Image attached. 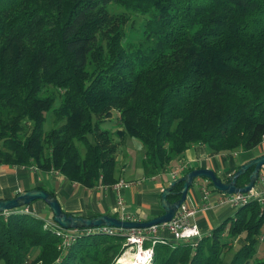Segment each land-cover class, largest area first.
Instances as JSON below:
<instances>
[{
    "label": "trees",
    "instance_id": "obj_1",
    "mask_svg": "<svg viewBox=\"0 0 264 264\" xmlns=\"http://www.w3.org/2000/svg\"><path fill=\"white\" fill-rule=\"evenodd\" d=\"M113 1L143 14L158 40L145 53L115 34L103 64L102 9ZM113 109L119 139L145 146L146 176L195 144L251 152L264 142V0H0V164L115 184L120 141L102 128ZM21 209L0 213V264H116L124 251L126 236L100 230L66 248L58 229ZM263 231L264 200L251 199L195 246L157 242L151 264H264Z\"/></svg>",
    "mask_w": 264,
    "mask_h": 264
},
{
    "label": "crops",
    "instance_id": "obj_2",
    "mask_svg": "<svg viewBox=\"0 0 264 264\" xmlns=\"http://www.w3.org/2000/svg\"><path fill=\"white\" fill-rule=\"evenodd\" d=\"M119 128L117 127L116 131ZM119 137L120 135H118ZM251 152L216 151L206 144H195L187 149L181 158L176 159L167 171L156 176H146L142 167L140 172L139 170L137 172L140 175L134 177L136 175L132 173L131 160L123 161L119 173L117 170L115 171V176L119 180L125 179L133 183L131 188L121 192L124 197V210L118 204V193L113 184L89 188L81 183L72 182L56 170L4 163L0 164V197L12 198L24 190L41 186L47 191L55 193L62 208L68 214L85 217L109 214L118 215L117 217L120 218L129 216L136 220H148L164 213L161 205L162 190L174 180L172 172L180 164L185 163L188 166L180 176L190 170L191 166L193 168L207 167L215 170L219 177L226 180L241 164L264 154V142ZM253 152L256 153L253 154ZM261 178H264V167L261 169L260 181L255 185L256 191L263 193L264 183L261 182ZM195 181L197 190L190 191V188L185 203L189 210L197 208L196 213L190 216L189 221L196 223L203 235H209L213 228L233 216L237 208L231 204L222 203L220 197L223 192L210 185L208 179L198 178ZM29 208L46 220L53 221V213L43 200L33 202ZM160 235L172 240L171 234L167 230H161ZM244 241L242 237L237 239L238 244H243Z\"/></svg>",
    "mask_w": 264,
    "mask_h": 264
},
{
    "label": "water",
    "instance_id": "obj_3",
    "mask_svg": "<svg viewBox=\"0 0 264 264\" xmlns=\"http://www.w3.org/2000/svg\"><path fill=\"white\" fill-rule=\"evenodd\" d=\"M264 167V154L249 159L224 180L217 175L215 170L207 167H194L185 174L174 179L170 185L162 190L161 205L164 213L148 220H128L117 216L102 214L94 217L77 216L64 211L58 198L44 188H32L18 193L12 198L0 199V213L4 214L18 208L30 206L37 200L46 202L52 213L53 221L65 229H91L99 227H115L124 230L147 228L153 225L164 224L173 220L179 208L186 202L190 188L198 178H206L212 181L213 186L226 194L247 193L252 191L260 178L261 169ZM252 168L249 174V181L243 185H238V179ZM183 183L175 201L169 200V195L173 193L174 187ZM119 264V263H118Z\"/></svg>",
    "mask_w": 264,
    "mask_h": 264
},
{
    "label": "rangeland",
    "instance_id": "obj_4",
    "mask_svg": "<svg viewBox=\"0 0 264 264\" xmlns=\"http://www.w3.org/2000/svg\"><path fill=\"white\" fill-rule=\"evenodd\" d=\"M102 12L104 15L105 26L98 38V51H101L103 54V64H106L109 61V57L107 55L105 47L108 45L110 38L112 39L115 34H118L117 39L121 38L120 44L128 50L136 47L145 53H149V49L156 45L158 39L155 35L147 33L145 27V16L143 14L126 9L120 4L119 1H113L109 3L102 9ZM50 90H52V88ZM117 114V111L113 109L110 117L106 118L102 123V128L109 130L111 129L114 132L113 138L120 141L118 150L116 152V170L118 171V173L119 169L121 168V163H123V161L127 162L131 160L130 163L132 164V173H135L134 175L136 176L134 177H138V175L140 174H137V172L138 170L140 172V170L142 169L143 158L145 155V146L139 138L131 135H127L121 139L118 138V134H116L117 124L115 123V121H117V117H115L117 116ZM52 125L53 124L50 120V117H48L45 124L46 129H50ZM255 153L256 152H253V154ZM196 183L197 182L195 181L190 191H193V189L197 190L195 188L197 186ZM237 244L235 245V247H233L232 252L228 254L227 259L232 258L233 254L239 247V245ZM124 246L125 248L122 255L128 252L132 254L137 253V244H131L129 246L125 241ZM35 254L36 253L34 252V255ZM255 257L257 259L264 260V231L259 242L257 243V251ZM147 264H151V262Z\"/></svg>",
    "mask_w": 264,
    "mask_h": 264
},
{
    "label": "built area",
    "instance_id": "obj_5",
    "mask_svg": "<svg viewBox=\"0 0 264 264\" xmlns=\"http://www.w3.org/2000/svg\"><path fill=\"white\" fill-rule=\"evenodd\" d=\"M187 164L182 163L180 164L173 172L172 176L174 179L178 178L180 174H182L187 169ZM260 181V178L259 180ZM261 182L264 183V178H261ZM115 190L118 193V204L120 207H122V210H124V197L122 195V191L124 189L131 188L133 186V183L130 181H127L125 179L118 180L115 184H113ZM221 202L222 203H228L233 205L234 207H239L241 205L246 204L251 199H258L260 202H263L264 200V192H258L256 191L255 187L252 189V191L247 193H235V194H226L222 193L221 195ZM186 203V202H185ZM183 204L175 217L172 221L164 223V224H158L153 225L147 228H136V229H130V230H124L121 228H115V227H99V228H91V229H65L59 226L54 221L46 220L47 223L54 228L58 229L59 234L63 235L64 237V246L67 248L69 247L81 233H91L95 230H100L101 232H108V233H117V234H123L126 236V244L127 245H136L137 244V255L139 257L137 258L136 264H147L152 262L153 256H154V246L157 242H167L169 241V238H166L163 235H160L161 230H167L171 234V238L173 241H188L192 242L195 246L200 238H202L203 233L199 226L196 223H191L189 221L190 216H192L194 213H196L197 208H193L192 210H189L186 207V204ZM207 206L205 207V209ZM21 211L25 212H32L29 206H26L21 209ZM9 212L5 213L8 214ZM122 219H128V220H136L135 218H130L129 216H122ZM149 241V245L145 246V242Z\"/></svg>",
    "mask_w": 264,
    "mask_h": 264
},
{
    "label": "bare ground",
    "instance_id": "obj_6",
    "mask_svg": "<svg viewBox=\"0 0 264 264\" xmlns=\"http://www.w3.org/2000/svg\"><path fill=\"white\" fill-rule=\"evenodd\" d=\"M139 257V255L136 254H132L130 252L121 255L119 257V259L117 260L116 264H136L135 262L137 261V258Z\"/></svg>",
    "mask_w": 264,
    "mask_h": 264
}]
</instances>
